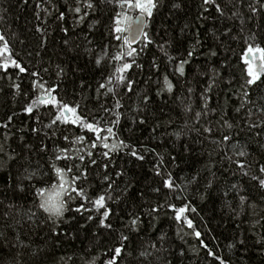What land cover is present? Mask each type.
<instances>
[{"label": "snow or ice", "instance_id": "6c2138e0", "mask_svg": "<svg viewBox=\"0 0 264 264\" xmlns=\"http://www.w3.org/2000/svg\"><path fill=\"white\" fill-rule=\"evenodd\" d=\"M28 2L29 0H24V4ZM166 2L171 3L172 9L181 7L175 0H74V4L65 0L76 26L83 24L88 17H99L106 6H111L115 12L112 17L114 26L109 29L107 43L88 47L93 45V39L90 35L83 36L84 52L88 55L89 61L94 62L97 69H103L107 61L112 69L104 73L96 82L94 94L91 81L85 78L78 64L70 71L65 67V63L70 67L71 61L79 58L80 53L77 49L81 47L80 44L75 46L70 44L67 27L60 29L63 33L65 60L55 65V83H49L42 75V72L50 73L51 69V64L49 67H43L44 55L48 48V35H50L43 25H47L49 16L54 15L56 23H63L67 19L66 13L58 11L53 0H41L46 7H41V3L36 4L38 9L36 19L39 23L35 27V32L40 34L41 41L37 50L28 52V56L38 58L35 65L24 66L23 60L17 59L21 54L14 52L7 37L0 33V80L7 78L10 81L15 96L23 95L29 98L35 94V97L22 108V114L30 119L35 114V123L20 129L22 134L18 137L19 150L11 148L10 145L6 148L4 144H0V156L7 157L6 164L12 161L19 163L24 160L25 155L27 156L25 161L27 166L24 167L23 174L18 173L16 177H12L11 168L7 169L9 180L5 186L23 195L27 192L24 181L28 182V186L34 189L33 207L35 208L34 211L29 210L28 218L35 221L40 219V214H43L42 225L37 224V227L52 224L53 227L50 229L52 237L69 238L67 231H58L62 223L71 224L75 219V217L66 218L67 212H74L82 217L87 213L86 220L89 223L98 220V229H104L109 234L117 233L118 239L105 253L108 258L104 264H131L132 261H135V264H153L154 256L161 260L162 264H174V257L183 258L185 252L182 249L177 252L166 246L169 239L167 233L160 231L155 237L151 235L156 232L162 215L176 221V234L181 239L184 235L194 236L199 241L198 247L205 250L207 258L218 264H231L230 260L217 255L210 248L203 238L205 233L197 228L194 220L188 215V213L198 214V209L191 204L185 193L194 186L198 190L203 180L204 192L200 194V199L211 197L214 193L221 192L217 173L224 175L227 172L235 179L226 177L227 185L222 190L225 206L237 217L245 213L246 209H252L251 216L254 218L252 227L259 225L264 228V207H260L255 200L249 203L252 197L244 194L246 191L244 184L246 181L250 182L259 194L261 204H264V96L253 97V90L264 84L262 79L264 41L260 39L259 30L249 29L247 34L245 33V22L239 10L232 11L231 16L227 17L229 20H240L239 30L234 32L233 26L210 29L208 35L215 43L207 46L206 53L201 51L205 47V41L200 39L199 32L196 33L194 43L187 49L186 55L179 58L168 52L170 45H158L159 50L172 66L173 75L183 78L184 81L180 86L179 95L176 93L177 85L167 74L163 76L162 82L159 78L155 81L158 86L156 96L163 97L166 92L169 99L177 100L181 111L179 118L183 120L181 126L173 128L172 131L165 130L163 135L172 137L173 142H179L183 136L194 133L195 139H192L191 143L183 144L184 155H196V149L199 148L200 154L208 157L203 167L190 177H177L174 170L179 169L184 161H181L177 155L168 153L172 165L169 168L165 156L159 152L155 153V162L151 167L153 175L160 178V184L150 188L151 196H148L143 189L135 190L131 181H124L121 186V178L127 175L126 171L109 172V164L113 162V156L120 152H124L134 161L144 162L147 153L152 151L150 149L141 151L125 142L114 129L119 128L121 117L124 115L121 111L126 107L123 98L132 93H137L140 97V103L133 109L137 116L131 118L132 125L148 124L146 110L153 102L152 97L147 91L140 92L136 89L134 87L136 81L129 79L126 74L133 65L142 69L136 57L154 43L149 33L145 31L148 27L147 21L152 20L154 12L159 11ZM244 2L245 0H239L241 7ZM209 5L215 6L217 19L223 20L226 8L217 0H202L203 13L209 11L207 7ZM117 8L119 11H115ZM248 9L251 17H256L264 9V0H251ZM40 12H44L45 16L41 17ZM132 12H138L139 15L133 17ZM198 19L206 21L209 17L201 14ZM2 20L3 15H0V21ZM99 23V18L94 19L88 26V33L96 31ZM187 27L188 25H185V28ZM184 34L182 28L181 35ZM112 40L117 41L126 51L118 49L113 54L111 48L115 45L112 44ZM241 40L246 46L242 57L246 65V76L243 83L237 87L234 76L224 74L228 68L227 56L219 62L213 58L220 55L218 46L225 45L229 41ZM20 43L23 44L24 41L21 40ZM134 44H139L140 47H133ZM229 49L230 45L224 50ZM68 53L73 55L69 56ZM202 55L205 57V63L193 64V61L199 60ZM257 59L260 62L259 69L255 67ZM189 65H192L191 79L188 78L186 70V66ZM30 68L33 70L30 71ZM151 68L156 72L160 71V65L155 59ZM12 70H16L15 74ZM24 76L31 77V88L27 92L22 87ZM148 81H152L151 74L148 76ZM161 83L162 87H160ZM69 89L73 97L71 102L64 99ZM221 96L223 103L220 102ZM214 97L215 102H213ZM193 101L197 103L194 105ZM167 102L164 100L165 104ZM90 104L91 108L88 107ZM42 107L48 109L49 116L46 117L40 111ZM12 123L13 116H9L7 122L0 123V128L10 131ZM174 123L175 120L171 118L165 122L167 127H171ZM160 127L159 123L152 125L153 137ZM76 129H79V132H76ZM8 131L5 132L6 141L12 139ZM128 131L132 132L133 128H128ZM24 133L30 135L32 141H29ZM253 146L258 149L261 158H256L252 150ZM101 148L104 151L99 155L105 163L102 172L97 173L95 180L99 181L102 188L96 195H91L81 182L94 186L89 176V168L98 165L94 150ZM33 156L37 158L35 168L31 167ZM44 156H47V160H44ZM0 171L4 169L0 168ZM53 173L56 183L51 184V188L36 183V181L51 183ZM204 173L208 175L205 176ZM232 194L238 199L236 207H233L232 200L228 199ZM161 195L165 197L163 201L159 199ZM134 199H139L140 210L129 211L126 217H120L119 211L112 207V205L119 207L121 202L126 203ZM172 200L187 202L177 205L171 202ZM258 207L259 211H257ZM237 208L239 211L236 210ZM114 216L120 218L119 228L112 222ZM84 227L85 224L81 223L80 228ZM185 228L190 232H185ZM133 234L137 240L148 237L147 245L134 244ZM93 235L97 233L94 232ZM212 238L213 241L216 240L214 236ZM255 243L264 255V234H261ZM245 244V239L233 238L226 247L229 251H239ZM21 246L26 247L23 244ZM164 252H168L169 256H162ZM60 261L67 264L68 261H73V257L62 256ZM54 264L60 262L56 261ZM84 264H95V260L84 259Z\"/></svg>", "mask_w": 264, "mask_h": 264}, {"label": "trees", "instance_id": "16d2710c", "mask_svg": "<svg viewBox=\"0 0 264 264\" xmlns=\"http://www.w3.org/2000/svg\"><path fill=\"white\" fill-rule=\"evenodd\" d=\"M74 4V0H69ZM181 7L179 9H172L171 3H164V6L159 11L154 12L152 20L147 21L148 27L145 29L153 39L154 43L149 45L147 49L140 56L136 57L137 63L142 65V69L137 68L135 65L126 74L129 79L136 81L134 87L140 92L147 91L152 97V103L149 104L146 110V118L148 120L147 125L133 126L131 118L137 116V113L133 110L137 104L140 103V97L137 93L127 94L123 98L125 109L121 111L124 115L121 117V125L118 129H114L119 132L120 138L125 142L137 147L141 151L150 149L146 155L144 162L134 161L131 157L126 156L124 152H120L113 156V162L109 164V172H115L124 170L127 175L121 178V186L124 181H131L135 190L139 191L143 189L148 196H151L150 188L160 184V178L155 177L152 171V164L155 162V153L159 152L165 156L168 162V167L171 168V161L168 158V153H172L178 156L181 161L179 169H175L177 177H190L196 170L203 167V163L207 161L208 157L205 154H200V149L197 148V154L191 156H185L183 150V144L185 142L191 143L192 139H195V134L191 133L189 136H183L181 141L173 142L172 137L164 136L165 130L172 131L173 128H178L182 125L183 120L179 118L181 116L180 104L175 99H169L168 94L165 92L163 97L156 96V79L159 78L162 82L163 76L167 74L169 78L177 85L176 93L179 95L181 85H183V78L177 75H173L172 66L167 62V58L159 50V44L170 45L168 52L174 57H182L186 55L187 49L194 43V37L199 32L200 39L205 41V47L201 50L202 53L207 52V46L213 45L215 42L209 37L208 32L213 27L219 29L225 26H233L234 32L240 28V20H229L227 17L231 16L232 11L239 10L242 18L244 19L245 33L251 29L252 31L259 30L261 41H264V9L256 17H251V13L248 9V3L251 0H245L244 5L241 7L239 0H217L222 7L226 8V14L223 20L217 19V13L214 5H209V11L207 13L202 12V0H175ZM41 3V0H29L28 4H24V0H0V15H3V20L0 21V33H3L14 52H18L21 55L17 59H22L24 66L28 67L29 64L35 65L37 63L36 57L28 56L29 51H35L38 49L41 41L39 33L35 32V27L38 25L36 19V13L38 9L36 4ZM53 3L57 6L58 11H64L67 15V19L63 23L54 22L55 17H47V25H43L47 28L48 33V48L44 55L43 67H49L51 64L50 73H43L42 75L49 81V83H55V65L58 62L65 60L63 52L62 38L63 33L60 31L62 27L69 29L70 44L75 46L80 44L81 47L77 49L80 53L79 58H74L71 61V65L65 63L66 69L69 71L79 65V68L83 71L86 79H89L92 83L93 94L96 87V82L102 78L104 73L110 72L112 69L105 61L103 69H97L94 62L89 61L88 55L84 52V35H90L93 39V45L88 47H94L96 44L107 43L108 32L111 27L114 26L113 19L115 12L111 6H106L104 11L99 17H88L86 21L76 26L72 14L68 10V6L65 0H53ZM235 5V7H233ZM41 7H46L41 3ZM119 11V9H115ZM41 17L45 16L44 12L39 13ZM139 14L138 12H132L134 17ZM203 14L209 17L206 21H200L198 17ZM99 18L100 23L97 25V30L93 33H88V26L94 19ZM203 24V26H201ZM185 25H188L185 28ZM184 29V35H181V29ZM24 43L21 44L20 41ZM112 44L115 47L111 48V52L114 54L118 49L125 50L122 45L117 41L112 40ZM230 49L225 51V48ZM135 47L139 48L137 44ZM245 45L243 41H229L225 45L218 46L220 55L215 59L217 62L222 60L225 56L228 59V68L225 71L226 76H234L236 86L239 87L243 83L246 76V65L243 63V55L245 51ZM72 56V53H68ZM156 60L160 65V71L156 72L151 68L153 60ZM178 63V60L176 61ZM205 63V57L202 55L199 60H194L193 64ZM259 69V68H258ZM33 70L30 68V71ZM188 72V78H192V65L186 66ZM15 74L16 70H12ZM149 74L152 75V81H148ZM29 76L23 77L22 87L24 90L30 91ZM264 79V76H262ZM162 83L160 87H162ZM124 91V90H121ZM129 96L131 97L129 99ZM264 96V84H260L258 88L253 90V97ZM35 94L26 98L25 96H15L12 88L10 87V81L5 78L0 80V123H5L9 116H13V123L10 125V131L0 128V144H4L7 148L9 145L11 148L19 150L18 137L22 134L21 128H27L30 124L35 123V114L33 118H29L27 115L22 114L23 106L30 102L31 98H34ZM71 89H69L68 95L64 96L69 102L72 100ZM79 99V97H76ZM167 100V104L164 103ZM215 102V97L213 98ZM220 102L223 103V97L221 96ZM194 105L197 101H193ZM89 108L92 105H88ZM41 112L45 116H49L48 109L41 108ZM15 113V115H14ZM144 116L145 114H141ZM175 120V123L171 127H167L165 124L169 119ZM161 124L160 129L153 137L151 128L153 124ZM128 128H133L132 132L128 131ZM8 131V135L12 136L10 141L5 140V132ZM79 132V129L75 130ZM14 134V135H13ZM29 141H32V137L27 133H24ZM91 135V134H88ZM244 139V138H242ZM61 143L63 141L61 140ZM256 158H261L258 149L254 146L252 148ZM96 152L95 158L98 161L96 167L89 168V176L94 182V186L87 182H81L82 185L89 190L91 195H96L102 188L99 181L95 180L97 173L102 172L103 164L105 161L100 157L99 153L104 149L94 150ZM24 160L17 163L16 161L6 164V156H0V168L4 171H0V264H54L59 261L60 264H64V261H60V258L71 255L73 261H68L67 264H84V259L89 261L95 260V264H104L108 256L105 255L107 249L118 239L117 233L109 234L104 229H98V220L89 223L86 220L87 213L84 216H80L74 212L65 213L66 218L75 217L71 224L62 223L58 231L68 232V239L63 237H52L50 229L52 224L46 226L37 227V224L43 222L44 216L40 214V219L30 220L27 213L29 210H35L33 207V193L34 189L28 186V182L24 181L27 186V192L20 194L14 192L12 189L6 187V183L9 180L7 169L11 168L12 177H16L18 173L23 174V169L26 165ZM37 158L32 157L31 167L35 168ZM44 160H47V156H44ZM219 167V166H218ZM207 176V173H204ZM218 187L221 188V192L214 193L211 197H206L204 200L200 199V194L204 192L203 180L197 187L190 188L185 195L190 199L193 206L197 207L198 214L188 213L190 218L194 220L197 228L205 233L204 239L209 244L210 248L216 252L217 255L223 256L226 260H230L231 264H264V255L261 254L260 247L256 245L255 241L264 234V228L257 225L252 227L254 218L251 216L252 209H246L245 213L239 217L231 212L224 204L223 188L227 185V179H235L230 176L229 173L220 175L217 173ZM227 177V179H226ZM178 182H180L178 180ZM37 184L51 188V184H55L56 180L53 173V179L51 183H45V181H36ZM244 188L245 195H249L253 200L257 202L260 207H264L261 204L260 197L255 188L252 187L250 182H245ZM119 194V193H116ZM161 201L165 199L163 195L159 197ZM228 199L232 200L233 207H236L238 199L235 194H232ZM80 201H77L79 203ZM171 202L181 205L183 202L180 200H172ZM15 205V207H9ZM140 201L139 199L128 200L126 203L121 202L119 207L112 205L114 209L119 211L120 217H126L129 211H139ZM239 211V208L236 209ZM259 211V207L257 208ZM7 213V216L5 214ZM112 222L117 228L120 227V218L113 217ZM85 224L84 228H80V224ZM160 231L167 233L169 239L166 246L175 251L183 250L185 256L180 258L174 257V264H218V262L206 257V252L198 247L199 241L192 235H184L183 239L177 236L176 221L169 219L167 216H161L156 232H153L152 237L157 236ZM185 232H190L188 229H184ZM96 232L97 235H93ZM216 240L213 241L212 237ZM17 237L19 239H17ZM233 238H243L246 241L244 247H241L239 251H229L226 244ZM148 237H144L143 240H137L135 234H133L134 244L148 243ZM21 244L26 245L22 247ZM59 244V246H57ZM35 253V255L33 254ZM164 257L169 256L168 252L161 254ZM82 257L84 259H82ZM153 264H162L161 260H158L155 256L152 258ZM131 264H135L132 261Z\"/></svg>", "mask_w": 264, "mask_h": 264}, {"label": "rangeland", "instance_id": "374dc122", "mask_svg": "<svg viewBox=\"0 0 264 264\" xmlns=\"http://www.w3.org/2000/svg\"><path fill=\"white\" fill-rule=\"evenodd\" d=\"M259 60L257 59V61L255 62V67L258 69L259 68Z\"/></svg>", "mask_w": 264, "mask_h": 264}, {"label": "water", "instance_id": "95a60500", "mask_svg": "<svg viewBox=\"0 0 264 264\" xmlns=\"http://www.w3.org/2000/svg\"><path fill=\"white\" fill-rule=\"evenodd\" d=\"M138 15H139V14H137V15H135V16H138ZM135 16H134V17H135ZM136 45H137V44H134L133 47H135Z\"/></svg>", "mask_w": 264, "mask_h": 264}]
</instances>
